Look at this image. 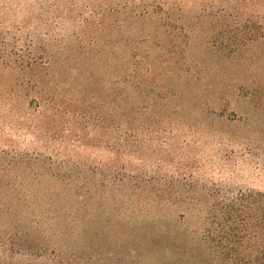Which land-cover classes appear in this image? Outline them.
Returning <instances> with one entry per match:
<instances>
[{
    "label": "trees",
    "instance_id": "obj_1",
    "mask_svg": "<svg viewBox=\"0 0 264 264\" xmlns=\"http://www.w3.org/2000/svg\"><path fill=\"white\" fill-rule=\"evenodd\" d=\"M34 4L46 20L0 17V185L28 180L51 197L128 200L140 213L177 208L198 226L178 240L200 262L264 264V191L230 190L189 155L165 83L179 70L184 28L208 23L213 45L237 54L264 38V0ZM156 39L172 45L158 43L152 59ZM135 42L141 52L131 51ZM7 127L39 137L41 151L20 153ZM99 147L107 153L99 160L82 150Z\"/></svg>",
    "mask_w": 264,
    "mask_h": 264
},
{
    "label": "rangeland",
    "instance_id": "obj_2",
    "mask_svg": "<svg viewBox=\"0 0 264 264\" xmlns=\"http://www.w3.org/2000/svg\"><path fill=\"white\" fill-rule=\"evenodd\" d=\"M34 1L0 0V17L7 25L46 20ZM202 28H184L176 41L179 70L167 73L165 82L174 93L171 109L185 123L180 139L226 188L264 191V38L227 54L213 45L210 25ZM160 42L172 45L152 41V59L161 57ZM136 45L141 52L140 43L131 51ZM4 131L20 153L41 151L36 135ZM82 150L95 160L107 156L101 147ZM27 181L0 185V264H216L200 262L192 245H180L178 239L199 231L177 208L140 213L128 200L51 197Z\"/></svg>",
    "mask_w": 264,
    "mask_h": 264
}]
</instances>
